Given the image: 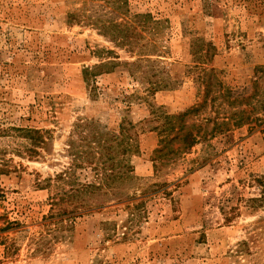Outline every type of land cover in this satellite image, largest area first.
Segmentation results:
<instances>
[{
    "label": "rangeland",
    "instance_id": "374dc122",
    "mask_svg": "<svg viewBox=\"0 0 264 264\" xmlns=\"http://www.w3.org/2000/svg\"><path fill=\"white\" fill-rule=\"evenodd\" d=\"M262 181L264 0H0V264H264Z\"/></svg>",
    "mask_w": 264,
    "mask_h": 264
},
{
    "label": "trees",
    "instance_id": "16d2710c",
    "mask_svg": "<svg viewBox=\"0 0 264 264\" xmlns=\"http://www.w3.org/2000/svg\"><path fill=\"white\" fill-rule=\"evenodd\" d=\"M19 132L21 131V133H23L24 137L29 138V140H31L32 144H38L39 142H41L40 140V134L37 130H33V129H19ZM30 153L34 152V150H32V148H30L29 150ZM261 186H262V191L264 194V181L260 182Z\"/></svg>",
    "mask_w": 264,
    "mask_h": 264
}]
</instances>
